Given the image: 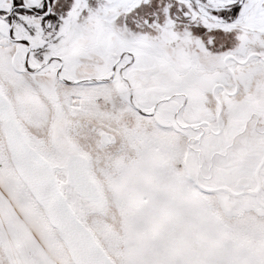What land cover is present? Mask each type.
<instances>
[{"label": "snow or ice", "instance_id": "6c2138e0", "mask_svg": "<svg viewBox=\"0 0 264 264\" xmlns=\"http://www.w3.org/2000/svg\"><path fill=\"white\" fill-rule=\"evenodd\" d=\"M0 264H264V0H0Z\"/></svg>", "mask_w": 264, "mask_h": 264}]
</instances>
